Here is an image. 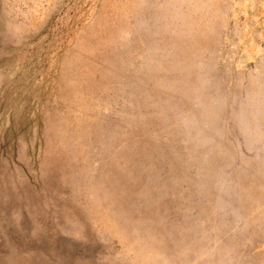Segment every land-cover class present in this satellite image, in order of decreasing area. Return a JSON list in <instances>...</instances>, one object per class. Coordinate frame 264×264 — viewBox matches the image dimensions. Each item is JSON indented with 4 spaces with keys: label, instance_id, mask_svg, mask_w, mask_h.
<instances>
[{
    "label": "rangeland",
    "instance_id": "374dc122",
    "mask_svg": "<svg viewBox=\"0 0 264 264\" xmlns=\"http://www.w3.org/2000/svg\"><path fill=\"white\" fill-rule=\"evenodd\" d=\"M0 264H264V0H0Z\"/></svg>",
    "mask_w": 264,
    "mask_h": 264
},
{
    "label": "bare ground",
    "instance_id": "6f19581e",
    "mask_svg": "<svg viewBox=\"0 0 264 264\" xmlns=\"http://www.w3.org/2000/svg\"><path fill=\"white\" fill-rule=\"evenodd\" d=\"M159 263V262H158Z\"/></svg>",
    "mask_w": 264,
    "mask_h": 264
}]
</instances>
